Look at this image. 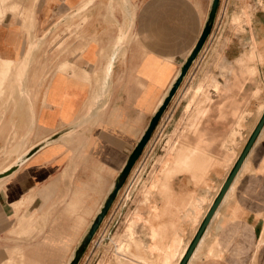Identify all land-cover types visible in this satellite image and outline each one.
<instances>
[{"label": "crops", "instance_id": "crops-1", "mask_svg": "<svg viewBox=\"0 0 264 264\" xmlns=\"http://www.w3.org/2000/svg\"><path fill=\"white\" fill-rule=\"evenodd\" d=\"M84 1L0 0V125L13 111L1 112L10 94L5 87L13 83L7 72L17 63L27 66L24 87L29 92L28 69L46 25L83 23L71 49L83 47L74 71H55L45 84L37 81L31 88L33 128L39 134L32 145L43 143L0 179V264L69 263L195 45L212 2L127 0L126 6L133 7L127 22L119 3L107 17L109 0H91L77 12ZM218 7L210 34L77 264H161L153 244H170L175 236L184 247L179 264L225 180L214 178L206 191L204 176L196 194L170 189V199H182L177 205L190 196L206 197L196 221L185 216L187 207L165 206L168 195L158 183L169 146L178 137L186 143L201 135L214 164L228 148L234 154L224 165L233 167L236 150L243 149L264 113V0H219ZM124 32L125 39L114 47ZM108 54L115 57L107 76L108 97L97 114L79 125ZM8 116L7 124L17 126ZM26 119L25 135L14 148L29 134ZM237 129L231 141L227 135ZM235 176L233 189L222 197L185 264H264V124ZM163 224L164 240L154 242L150 227ZM128 228L135 240H127ZM139 243L149 251L146 260L126 252L128 247L135 252Z\"/></svg>", "mask_w": 264, "mask_h": 264}, {"label": "rangeland", "instance_id": "rangeland-1", "mask_svg": "<svg viewBox=\"0 0 264 264\" xmlns=\"http://www.w3.org/2000/svg\"><path fill=\"white\" fill-rule=\"evenodd\" d=\"M115 1L116 4L119 3L117 2L118 0ZM80 6L77 8V12H79ZM107 8H108V2L106 5V15L107 17H109L110 12L109 9ZM132 13H133V7H132ZM53 24L54 23H50L49 25H46V32L44 33L45 35L42 36L44 38L43 44L39 49L40 52L37 51V53L35 54L37 57L34 63L31 65V69L29 71V77L31 79L29 81V84L31 83V85L29 86V90H30L29 96L31 97V100L33 99L32 90L35 88V83L37 81H39V83H41V81L42 82L44 81L43 83L45 84L48 78L50 77V75L55 71L58 72L74 71L72 67H74V63L76 64L77 63L76 61H78L77 59L79 54L78 52L83 51V47L80 48V50L77 49V51L75 50L71 51L72 47L75 46V40L76 42H78V39H80L79 31L81 30V26L83 25V23L76 22V23H71L70 25V22L68 21H60L58 23H55L54 29H53ZM68 61L72 62V64L67 63ZM63 63H67L69 64V66L62 68L61 66ZM85 72L86 71H83L82 77ZM34 74H36V76H34ZM0 102H1V95H0ZM32 105L34 109L33 100H32ZM86 108H87V103L85 104V111ZM19 109L21 110V108H18L16 112L11 111L10 113L13 115L12 116L13 119L16 120L17 126L10 127L7 124V121H5V119L9 117L8 115H10L8 112L6 114L4 121H2V124L0 125V172L9 168L15 163L17 156L15 155L10 156L9 152L11 154H15L13 149L14 146L19 141V138L25 135V127L22 122L25 117L24 115L26 113V110L22 109L20 111ZM201 110H204V108L200 109L198 111V114L200 113ZM23 111L25 112L21 113ZM83 116L79 117L78 120H80ZM196 124L197 123L195 122V125L191 127V130L196 129L197 127ZM238 125L239 123H237V126ZM236 134L239 135V129L232 130L231 133L227 135V137H229L230 140L233 141L234 140L233 138ZM38 136L39 134L37 129L33 128L32 131L25 137V148L30 149L34 145V144L32 145V143L35 142ZM224 140L225 139L223 138L222 145H224L223 144ZM202 141L205 142L203 143ZM206 141L207 140L204 139L201 135L197 136L194 140L192 139L191 142L188 141L186 143L183 141L179 142V137L174 139L167 150L168 156L162 161V165H161L162 178L161 180H159L158 183L159 190L163 194L168 195L165 206L173 205L176 207L179 206L187 207V211H189L191 214L188 213L185 214V216L190 215L193 221H196L197 217L200 216L202 204L203 202L207 201L206 197L197 198L196 196H190V198H188L186 202L177 205L178 203L176 202L181 201L182 199L176 197L170 199L169 198L170 189L195 191L191 193L196 194V190L198 188L197 183L202 182L205 176L204 185L207 191V189H209L212 185H214V178H218L219 180L224 181L228 177V175L230 174V172L232 171L235 165L234 164L233 167H232V163H230L229 166L224 165V163L228 164L231 161L234 154V152L228 150L227 146L225 145L224 147H226L227 149L223 152L222 161L214 164V158L212 157L210 152H207L208 150L206 148L208 143ZM196 142L197 143L199 142L198 143L199 146ZM199 149L202 151H200ZM242 150L241 149L236 150V154L238 157L241 154ZM157 152L159 153L160 150H157ZM177 173H183V175L178 176ZM171 178L172 181H170ZM202 184L203 183H201V188L203 187ZM215 184H216L215 189L213 187L214 191L217 190V186L219 184L218 181ZM213 189L210 190L212 195L215 193ZM150 229H151L150 237L152 240H154V242L160 243L161 241L164 240V234H165L164 224L157 225L155 227L151 226ZM126 237L128 241L132 239L135 240L131 228H128L126 230ZM181 242L182 241L180 237L175 236L171 240L170 244H166V245L158 244V246L156 244H153L152 253L156 250L157 259L161 262V264H176L184 251V247L183 248L181 247ZM121 246L123 245H120L119 247ZM130 248L131 247H128L126 252L132 255L133 254L136 255L137 258L142 257L145 260L147 259V254L149 253V251L143 249L141 243H139L136 247H134V249L136 250L135 252L133 251L131 253ZM120 249L122 250V248Z\"/></svg>", "mask_w": 264, "mask_h": 264}, {"label": "water", "instance_id": "water-1", "mask_svg": "<svg viewBox=\"0 0 264 264\" xmlns=\"http://www.w3.org/2000/svg\"><path fill=\"white\" fill-rule=\"evenodd\" d=\"M218 3H219V0H212L211 5H210V9L208 11V15H207L205 25L203 27L201 34L199 35V37L195 43V45L193 46L192 50L190 51L189 55L185 59L182 66L180 67V71H179L178 75L176 76L175 80L173 81L172 85L170 86L167 94L163 98L162 102L160 103V105L158 106V108L156 109L154 114L151 116L146 129L144 130L139 141L137 142V144L135 145V147L131 151L130 155L128 156V158L125 162V165L123 166V168L119 172L116 180L113 183L112 189L110 190L109 194L105 198V200H104L102 206L100 207L99 211L96 213V215H95L94 219L92 220L91 224L89 225V228L87 229L86 233L83 235L82 239L80 240L78 246L76 247V249L74 251L73 257L71 258V260L69 261L68 264H77L78 263L82 254L86 250L88 244L91 242L93 236L97 232V230L100 226V223L102 222L103 218L107 214V212H108L110 206L112 205L118 191L121 189V187L125 183L127 176L129 175L134 164L136 163V161L140 157L145 145L149 141V139H150L156 125L158 124L163 112L165 111V109L168 106L171 98L174 96L175 92L177 91L178 87L180 86V83H181L184 75L187 73L188 68L190 67L191 63L194 61V59L198 55L199 51L201 50L203 44L205 43V41L208 37V35L210 34L212 26H213V22H214L215 13H216V10L218 7ZM263 124H264V113L262 114L260 120L258 121V123H257L256 127L254 128L252 134L250 135V137H249L246 145L244 146L241 154L239 155L232 171L230 172L228 177L223 182L218 195L216 196V198L214 199L210 208L206 212L204 219H203L196 235L194 236L188 250L186 251L184 257L182 258V260L180 261L179 264H185L187 258L191 254L193 248L197 244V242H198L202 232L204 231L206 225L208 224L210 218L214 214L216 207L220 203L222 197L224 196L225 192L227 191L231 182L233 181V178H234L236 172L238 171V168L240 167V165H241L242 161L244 160L246 154L248 153L249 149L251 148V146H252L257 134L259 133L260 129L262 128ZM42 143L43 142H39V143L33 145L30 149H28L26 157L28 155H30L31 153H33L38 147H40L42 145ZM12 170H13V168H10V169H7L5 171L0 172V178L9 174Z\"/></svg>", "mask_w": 264, "mask_h": 264}, {"label": "bare ground", "instance_id": "bare-ground-1", "mask_svg": "<svg viewBox=\"0 0 264 264\" xmlns=\"http://www.w3.org/2000/svg\"><path fill=\"white\" fill-rule=\"evenodd\" d=\"M89 2H91V0H85L84 2H83V4L80 6V8H79V11H81V10H83L84 8H86V6H87V4L89 3ZM116 1L115 0H109V3H108V8L107 9H109V12H110V14H109V17H112L113 16V11H114V3H115ZM118 2L120 3L119 5L123 8V10H124V12H125V14H126V19H127V22H129L128 21V19H131V17H132V15H133V13H132V5L131 6H129V8L126 6V4H127V0H118ZM89 5V4H88ZM116 5V4H115ZM219 8V7H218ZM121 9V8H120ZM107 16V15H106ZM133 18V17H132ZM111 19V18H110ZM116 19V18H115ZM109 20V19H108ZM111 21H113V20H110V22ZM117 21V20H116ZM131 21V20H130ZM216 22V21H215ZM32 23V22H31ZM133 23V22H132ZM34 24V23H33ZM33 24H29L30 25V27L33 25ZM128 24V23H127ZM129 25V24H128ZM130 25H131V22H130ZM129 25V26H130ZM33 27H34V25H33ZM122 27H123V25H122ZM31 29V28H30ZM127 29V28H126ZM129 29V28H128ZM33 30V29H32ZM213 32V31H212ZM129 34V33H128ZM125 32L124 33H120V35L118 36V37H116L115 38V41H114V47H116V45L118 44V43H121L124 39H125ZM128 37V36H127ZM30 39V38H29ZM127 40V39H126ZM36 41V40H35ZM42 41V40H41ZM40 41V42H41ZM125 43V42H124ZM31 44V43H30ZM43 44V43H42ZM41 44V45H42ZM122 45V44H121ZM33 46H34V44H33ZM33 46H31V48L33 47ZM37 46V45H36ZM30 48V47H29ZM28 48V49H29ZM39 48H40V45H39ZM121 48V47H120ZM204 48V47H203ZM35 49V48H34ZM108 49H112V48H108ZM125 49V48H124ZM30 50V49H29ZM28 50V51H29ZM37 50V49H36ZM27 51V52H28ZM109 51V50H108ZM115 51V50H114ZM30 52V51H29ZM32 52H33V50H32ZM111 52V51H110ZM109 52V53H110ZM122 52V51H121ZM34 53H35V51H34ZM33 53V54H34ZM29 54H31V53H29ZM32 54V55H33ZM121 54V53H120ZM117 56H119L118 55V53L116 54ZM189 55V54H188ZM31 56V55H30ZM111 55H109L108 54V56L106 57V59H107V61H106V63L104 64V66H103V68H102V70H101V74H100V76L97 78V86L92 90V92H91V95H90V98H89V101H88V103H87V108H86V111H85V114H84V116L80 119V120H78V124L80 125V124H84V121L86 120V122H87V119H89L88 118V116L89 115H91V114H97L99 111H100V109L103 107V105H104V101H105V98H107L108 96H107V93H108V81H107V76H108V73H109V69H111V61H112V59L113 58H115L114 56H113V58L111 59ZM199 57V56H198ZM29 58V57H28ZM33 58V56L31 57V59ZM117 58V57H116ZM31 61V60H30ZM116 60H114V62H115ZM197 61V60H196ZM26 62V61H25ZM26 63H28V62H26ZM196 63V62H195ZM26 65V64H25ZM28 67H29V64H28ZM9 70V69H8ZM28 70H30V69H28ZM88 75V74H87ZM111 75V74H110ZM26 76H27V66H22L21 67V65L19 64V63H17L16 64V67H12V69L9 71V72H7V80L9 81L10 79H13V83H12V86H6L5 88H6V92L7 91H10V94H9V97H8V102L7 103H4V105H3V108H2V111L1 112H5V110L6 109H12L14 112H16L17 111V109L18 108H21V110L23 109H25L26 110V113H25V117L27 118L26 120H25V122H27V123H25L26 125H27V127H28V132L30 133L31 131H32V129H33V127H34V119H35V117H34V111H33V107H32V103H31V97L29 96V92H28V90L24 87V82H25V79H26ZM110 78V77H109ZM29 79V78H28ZM111 79V78H110ZM109 79V80H110ZM10 82V81H9ZM27 83V82H26ZM111 83V82H110ZM94 85H96V84H94ZM170 88V87H169ZM167 93V92H166ZM18 96V97H17ZM107 96V97H106ZM163 99V98H162ZM108 101V100H107ZM173 101V100H172ZM106 103V102H105ZM160 103V102H159ZM12 104H14L13 105V107H12ZM108 104V103H107ZM159 106V105H158ZM20 110V109H19ZM20 110V111H21ZM202 111V110H201ZM200 111V112H201ZM206 111V110H205ZM25 111H23V112H21V113H24ZM203 112V111H202ZM104 113V112H103ZM166 113V112H165ZM100 114V113H99ZM20 116H22V115H20ZM98 116V115H97ZM100 116V115H99ZM96 118V121H97V117H95ZM94 118V119H95ZM161 121V120H160ZM85 122V123H86ZM89 122V121H88ZM90 122H91V120H90ZM89 122V123H90ZM30 124V125H29ZM77 124V123H76ZM82 124V125H83ZM92 124V123H91ZM93 125V124H92ZM75 128H79V127H75ZM193 129V128H192ZM76 132V131H75ZM260 136V135H259ZM26 137V136H25ZM25 137L23 138V140L14 148V153L15 154H11V153H9V155L11 156H13V155H15V156H17V159H16V161H15V163L12 165V166H10L9 168H7V169H10V168H13V170H15L17 167H18V165L21 163V162H23V160L25 159V157H26V155H27V150L25 151V152H23V148H24V146H25ZM67 137V136H66ZM69 137V136H68ZM63 140V139H62ZM200 140V139H199ZM56 141V140H55ZM196 141V140H195ZM191 142V141H190ZM203 142V141H202ZM205 142V141H204ZM203 142V143H204ZM197 143V142H196ZM196 143H194V144H196ZM199 143V142H198ZM197 143V144H198ZM49 144V143H48ZM196 146V145H195ZM198 146H199V144H198ZM202 146V145H201ZM200 146V147H201ZM205 146V145H204ZM254 146V145H253ZM195 148V147H194ZM202 148V147H201ZM203 149V148H202ZM200 150V149H199ZM200 151H202V150H200ZM207 152H209V151H207ZM248 157V156H247ZM25 160H27V159H25ZM25 162V161H24ZM137 163V162H136ZM7 169H5V170H7ZM5 170H3V171H5ZM12 170V171H13ZM11 171V172H12ZM2 172V171H1ZM236 177V176H235ZM1 179V178H0ZM128 179V178H127ZM235 179V178H234ZM234 183H235V180L230 184V186H229V188L227 189V191L225 192V195H227L232 189H233V186H234ZM224 199V198H223ZM223 201V200H222ZM221 203V202H220ZM219 205V204H218ZM220 206V205H219ZM217 210V209H216ZM215 216V215H214ZM213 219V218H212ZM209 223V222H208ZM101 227V226H100ZM192 257V256H191ZM190 257V258H191ZM69 261V260H68ZM68 263V262H67Z\"/></svg>", "mask_w": 264, "mask_h": 264}]
</instances>
